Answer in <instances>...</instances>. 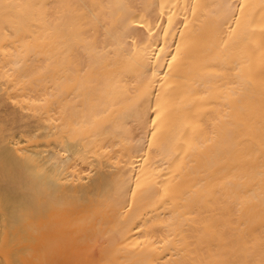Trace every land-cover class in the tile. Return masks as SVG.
Instances as JSON below:
<instances>
[{
  "label": "bare ground",
  "instance_id": "bare-ground-1",
  "mask_svg": "<svg viewBox=\"0 0 264 264\" xmlns=\"http://www.w3.org/2000/svg\"><path fill=\"white\" fill-rule=\"evenodd\" d=\"M0 264H264V0H0Z\"/></svg>",
  "mask_w": 264,
  "mask_h": 264
}]
</instances>
